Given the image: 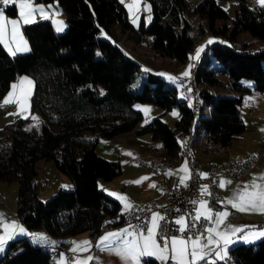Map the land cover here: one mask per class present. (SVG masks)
<instances>
[{"label": "trees", "instance_id": "1", "mask_svg": "<svg viewBox=\"0 0 264 264\" xmlns=\"http://www.w3.org/2000/svg\"><path fill=\"white\" fill-rule=\"evenodd\" d=\"M35 1L56 2L64 15L65 31L56 34L48 20H37L23 26L29 52L9 56L0 44V98L19 74L34 79L31 111L39 115L38 128H25L27 119L23 118L0 127V181L17 180L16 212L29 231L44 229L56 238L86 231L95 237L101 226L122 219L112 220L120 203L100 186V181H109L121 172V163L96 152L99 138L149 132L153 139H160L169 157H177L189 137L188 145L198 140V149L204 139L226 149L245 128L242 94L250 87L241 80H252L253 89L264 93V48L254 51L247 43L236 42L244 32L264 39V6L250 7L246 0H239L227 35V25L215 27L217 21L228 18L221 0H200L191 8L186 0H146L151 21L137 30L118 0ZM7 12L14 14L15 8ZM192 15L205 19L211 33L230 41V45L205 48L194 60L199 112L185 98L179 99L176 88L158 74L148 73L141 88L134 90L132 83L141 70L140 63L100 37L112 25L120 24L122 30L135 32L136 40L146 42L156 54L184 62L197 43L188 33ZM206 31L199 26V35ZM213 85H227L239 94L216 96L208 89ZM135 102H150L163 111L177 107L178 117L172 126L154 116L136 128L142 113L133 107ZM88 131L92 135L84 136ZM40 158L52 159L72 180L73 188H59L42 199L36 166ZM53 257L54 251L24 235L7 242L0 264H53ZM146 262L152 264L149 259ZM214 264H264V238L232 245L227 259Z\"/></svg>", "mask_w": 264, "mask_h": 264}, {"label": "rangeland", "instance_id": "2", "mask_svg": "<svg viewBox=\"0 0 264 264\" xmlns=\"http://www.w3.org/2000/svg\"><path fill=\"white\" fill-rule=\"evenodd\" d=\"M121 2V0H118ZM189 7L195 6L197 3H199L200 0H186ZM239 0H221L219 1L220 6L226 11L228 18L225 20H219L216 22L215 27L219 28L223 25H227L229 27L227 35L230 34V28H231V19L235 15V6L236 3ZM33 3L36 6H42L44 8L45 13L49 18L45 19L42 17L41 14L37 13L32 17L34 21L37 20H48L51 25L52 29L56 34H62L63 32H57L55 29V25L53 24V20H62L65 24L64 15L60 11L59 7L57 6L56 2L43 4L38 3L35 0H33ZM123 6L125 7L127 18L133 28L136 30L139 29L140 25H144L145 27L149 25L151 19L148 18L151 17V7L148 1L146 0H140V3L136 5H132V0H123L121 2ZM246 3L248 6H262L260 3L257 2V0H246ZM129 5H132V11H129ZM15 8V13L11 14L7 12L8 8ZM0 8L3 9L4 16L8 20L16 19L18 20L20 18V9L17 6V4L9 3L8 6H4L2 3H0ZM59 13V15H55V13ZM189 23L191 28L189 29L188 33L194 37L195 40H197L195 49L190 52L188 59L184 62L178 61L177 59L171 58L169 56H160L156 54L152 49H150L146 42L144 41H138L136 40V35L134 34L132 30H122L120 24H114L111 26V29L108 33L102 32L100 34V37L105 38L109 41H111L114 45L118 46L127 56L130 58L136 60L141 65V70L136 76V79L132 83V87L134 90H138L142 86L143 80L146 78L148 73H155L160 75L165 81L167 85L174 86L177 90V97L179 99L185 98V87L184 82L185 79L189 77L183 76L182 74L185 71H188L190 73V69L192 68V71L195 70L194 67V60L193 57L196 56V50L198 48L202 47V50L205 48H209L212 45L220 44L222 45H230V41L227 40L228 37H224L221 35H215L210 32V30L207 28L206 20L201 19L197 15H192L189 17ZM26 24H23L21 22V26L19 28V31L23 34L24 40L27 41L24 32H23V26ZM66 25V24H65ZM202 25L207 31V33L199 35V26ZM7 36L8 39H11V26L7 25ZM209 40H212V43H208ZM247 43V46L251 50H257L260 48H264V39H259L252 37L248 33H241L237 37V43ZM224 43V44H223ZM3 49L6 51V53L9 56H12L9 54V51L5 49V47L1 44ZM27 46L29 47V43L27 41ZM15 45H13V48ZM29 52V51H28ZM27 52L18 53L25 54ZM16 56V55H15ZM191 71V72H192ZM191 75V74H190ZM27 77L29 80L32 81V84H28L26 80L23 78ZM169 77L176 78L175 80L169 79ZM224 76H220V79L224 80ZM242 82L249 83L252 80L250 79H242ZM15 85V87H13ZM200 87V86H199ZM208 89L212 92V94L216 96H232L234 94V90L228 87L227 85H213L209 86ZM34 90V79L26 74L22 73L19 74L16 79H14L11 84L9 90L0 98V127L6 125L7 123L15 122L19 118L27 119L24 126L27 129L31 128H38L39 123L37 125V122L32 119L33 116L37 117L39 120V115L35 112L31 111V96L33 94ZM12 93V96L9 97V93ZM27 95V109L25 110L24 107H20L18 110L17 104L14 103V106L11 109H7L8 104L4 103L5 98L7 97L9 100H23V98ZM189 102V101H187ZM190 106V102L188 103ZM133 107L136 110L141 111L142 118L138 122L136 128H139L143 124H145L148 120L153 118L154 116H159L162 120L167 122L170 126L174 124V121L178 117V109L177 107H174L172 109H169L167 111H163L162 108L156 104L150 103V102H135L133 104ZM147 108L149 111L145 113L142 109ZM204 109V108H203ZM202 110V109H201ZM200 111V107L196 110V112ZM176 113L177 115H173V113ZM198 114V113H197ZM92 135L91 131L85 132L84 136L89 137ZM115 142L111 141L108 138H99L98 142L96 144V152H101L104 154L105 158L108 159H114L119 160V147L123 144H132V143H138V144H144L148 143L149 146L152 145H159L161 143L160 139H153L151 137V134L149 132L135 134L134 132L126 133L123 135H120L118 137H115ZM152 148V147H148ZM144 150V149H142ZM141 150V151H142ZM97 152V153H98ZM99 154V153H98ZM100 155V154H99ZM36 166L39 170L40 176L46 181L47 185L42 187L40 183H38V194L41 196L42 199H47L53 192H55L57 189L62 188L66 190H70L73 188V184H69L70 178L65 173L59 171L52 159H44L40 158L36 161ZM122 167V165H121ZM108 181H100V186L102 188L104 187V184ZM67 186V187H63ZM18 189L19 184L17 180L12 181H0V195H3V198L0 200V214L3 215L4 222L5 223H11V222H20L16 209H17V199H18ZM106 192L107 188H104ZM21 223V222H20ZM21 226L24 227V225L21 223ZM4 234V229L0 227V235ZM18 236H24V235H17ZM14 237V238H15ZM249 244V243H247ZM4 252V251H3ZM1 254V253H0ZM217 263V262H215Z\"/></svg>", "mask_w": 264, "mask_h": 264}, {"label": "crops", "instance_id": "3", "mask_svg": "<svg viewBox=\"0 0 264 264\" xmlns=\"http://www.w3.org/2000/svg\"><path fill=\"white\" fill-rule=\"evenodd\" d=\"M245 33V32H244ZM237 42V41H236ZM220 44V42L218 43ZM224 44V43H223ZM225 79V78H224ZM244 85L250 87L248 92L242 94V107H241V117L244 122L245 128L244 131L239 134L237 137L231 140V143L226 146V149L221 148V151L216 153H205L198 149L197 141L191 144V154L193 157H196L201 163L202 168L199 173H206L208 171V165L212 162L220 163L223 162L229 152L236 153L242 152L244 150H252L255 152H260L264 149V144L260 142L259 137L264 135V93L258 92L253 89V82H242ZM237 91H234L233 95H238ZM185 94V99H186ZM192 105L191 100H187ZM197 109L200 107L199 102L196 100ZM203 111L208 113V108L204 107ZM193 129V125H192ZM194 131V129H193ZM111 141L115 142V138H110ZM159 146V147H158ZM148 147H161V143L159 145L149 146L148 143L138 144H126L123 143L119 147V161L122 165L121 172L106 182L104 184V188H107L105 192L110 195L112 198L116 199L120 203V210L114 216H112V220L118 219L120 216L125 213V203L131 202H142L148 200H155L157 202H162L165 198L164 192V184L171 183V181L176 178L178 182H180V177L184 176L185 173L178 171L185 164V160L182 159L178 162L176 166L171 169H164L158 172L151 171L145 167L140 166L135 158L139 154L142 149H146ZM96 149V147H95ZM162 149V148H161ZM163 150V149H162ZM98 152V150H97ZM100 155L105 156L101 152H98ZM188 168V166H187ZM189 170V169H188ZM71 180V179H70ZM225 181H231V183H226L224 187H220V183L218 184V190L222 194V207L219 209H211L207 206V208L211 209L213 217L210 228H216L219 232L222 233H231L233 228H239L242 231L236 233L232 236V239L235 241L233 244L228 245V249L237 243H245L242 237L245 233L264 230V212H260L258 210H247V211H239L237 208H233L231 203L228 201L233 200L234 196L244 190L245 185L248 186V191L255 192L258 191V188H253V184L257 186H264V155L260 156L252 168L251 172L243 177L238 178H223ZM69 184H73L72 180L69 181ZM150 185H154V187H150ZM103 186V185H102ZM111 193V194H110ZM118 197H124L126 200L122 201L118 199ZM204 200L202 198L197 201ZM245 206V205H241ZM198 208V204L195 205V210ZM201 212H205V209H199ZM227 212V216H225L221 223L218 225L215 223V214ZM158 213V212H153ZM152 214L150 215L151 218ZM180 216H177L175 219H178ZM149 218V220H150ZM121 220V219H120ZM18 225L21 226V223L18 222ZM130 225L122 224L117 222L114 225H111L110 228L101 230L95 237H91L88 232H81L69 237L64 238H56L49 235L48 232L44 229H38L34 231H29L26 229V232L29 235L27 236L30 241L33 242L30 234H42L43 236L48 238V241L55 242L51 243H34L39 246H44L52 251H54L53 264H76L77 261H86V264H122L120 258L114 254H109L106 251H101L96 247V244L100 241V238L109 232H119L122 229H128L129 231H133V228L129 227ZM135 227V226H134ZM137 228V227H136ZM139 230V228H137ZM146 232V231H145ZM24 235V234H20ZM210 235V234H209ZM208 235V236H209ZM17 236V235H16ZM15 237V236H14ZM177 237V236H172ZM171 238V237H170ZM169 238V245H170ZM187 240L188 237L182 236L177 237ZM157 239V237H156ZM259 239H256L250 243H253ZM9 240H7L8 242ZM89 241L88 245H82L80 242ZM4 245V250L6 244ZM157 243L163 247V243H160L157 239ZM206 240L203 244H207ZM77 245H80L81 248H86L87 251H73L72 249L76 248ZM179 247V246H178ZM210 248H215V245H209ZM66 250H69L73 253V257L68 258ZM207 251V249H205ZM1 254L3 252H0ZM0 254V255H1ZM61 254L63 255V262H61ZM169 257L171 253H168ZM93 257L94 259L88 260V257ZM228 256V251H227ZM146 260H151L152 264H163L164 262L157 259L155 256L153 257H145ZM191 259V257H188ZM209 261L219 262L224 260L216 259L214 254H210L207 258ZM141 264H145V262L141 259ZM197 264H206L205 261H198Z\"/></svg>", "mask_w": 264, "mask_h": 264}, {"label": "snow or ice", "instance_id": "4", "mask_svg": "<svg viewBox=\"0 0 264 264\" xmlns=\"http://www.w3.org/2000/svg\"><path fill=\"white\" fill-rule=\"evenodd\" d=\"M123 2V0H121ZM262 6H264V0H257ZM4 6H8L9 3L17 4L20 9V18L18 20L12 19L8 20L4 16L3 9L0 8V44H2L6 50L9 51V54L12 56L17 55L18 53L28 52L30 49L27 46V41L24 40L23 34L19 31L21 22L23 24H30L35 22L32 17L37 13L41 14L43 18H49L44 11L42 6H36L33 3V0H0ZM140 3V0H132V5ZM132 5H129V11H132ZM227 10V9H225ZM59 15V13H55ZM149 20L151 17L148 18ZM56 31L63 32L66 25L62 20H53ZM11 26V39H8L6 26ZM208 43H212V40H209ZM13 45L15 47L13 48ZM202 47L196 50V56L193 59L199 57ZM188 71H185L182 75L188 76ZM27 81L28 84H32V81L27 77L23 78ZM171 80H175L174 77H169ZM15 87V85H13ZM190 91V89H189ZM103 94V93H101ZM9 97L12 96L10 92ZM27 95L23 100H9L7 97L4 100L5 104L15 103L20 107L27 109ZM145 113L149 110L147 108L142 109ZM173 115H177L175 112ZM32 119L39 123L37 117L33 116ZM159 147V146H158ZM178 171L184 172L185 175L180 177V184L187 186L186 181L190 178V173L187 168V162L179 169ZM201 178H206V173L200 174ZM226 183H231V181L220 180V187H224ZM67 187V186H63ZM154 187V185H150ZM253 188H258V191L250 192L248 191V186L245 185L243 191L238 192L233 200L228 201L231 203L233 208H237L239 211L247 210H258L264 212V186H257L253 184ZM201 195H206L208 193L207 185H202L200 188ZM111 194V193H110ZM122 201L126 200L124 197H118ZM194 205L198 204L196 209V215L192 218L193 223L189 225L184 216H180L174 221L179 225L178 230L181 233L188 231L189 227L195 228L196 224L201 220L211 221L213 214L211 209L207 208V201H192ZM245 206H241V205ZM125 209H131L133 205L130 203H125ZM199 209H205V212H201ZM227 212L215 214V223L218 225L222 222L223 218L227 216ZM164 217L159 213H152L150 220L147 222L146 232L142 229H137L136 227L130 225V228H133V231H129L127 228L122 229L119 232H109L100 238V241L96 244V247L101 251H106L109 254H114L120 258L122 264H141V259L144 257H153L155 256L162 262H166L169 258L175 262V264H197L198 261H205L206 264H214L213 261H209L207 258L210 254H214L216 259L224 260L227 257L228 245L233 244L235 241L232 239L236 233L241 232L239 228H233L231 233H222L219 232L216 228H207L206 231L210 234L207 237V244L201 243L202 236L197 235L194 239L192 236H189L187 240L177 237L170 238V245L168 238H162L164 240L163 247L157 243L156 236L158 235V230L160 228L159 221L163 220ZM0 227L4 229V234L0 235V252L4 251V245L7 240L13 239L14 236L24 234L29 235L26 232V229L18 225L16 222L5 223L3 215L0 214ZM34 243H51L55 242L48 241V238L42 234H30ZM244 242L250 243L256 239L264 238V230L252 231L245 233L242 237ZM82 245H88L89 241L80 242ZM209 245H215V248H210ZM179 246V247H178ZM207 249V251H205ZM73 251L81 250L87 251L86 248H81L80 245H77L76 248L72 249ZM171 253L170 257L168 253ZM191 257V259H188ZM94 259L93 257H88V260ZM61 262H63V255L61 254ZM76 264H86V261H77ZM145 264L147 262L145 261Z\"/></svg>", "mask_w": 264, "mask_h": 264}, {"label": "built area", "instance_id": "5", "mask_svg": "<svg viewBox=\"0 0 264 264\" xmlns=\"http://www.w3.org/2000/svg\"><path fill=\"white\" fill-rule=\"evenodd\" d=\"M192 68L193 66L190 69V73ZM190 73L189 77L185 79L184 86L187 98L191 100L193 105L194 100H198V93H194L190 85ZM13 106L14 103H11L8 105L7 109L9 110ZM259 140L264 144V135H261ZM202 143H204V140H201V147ZM182 146L185 153V161L187 162L190 173V178L186 181L187 186L181 185L180 182L174 178L171 183L164 184L165 198L162 202H157L155 200L131 202L130 204L133 205V207L127 209L124 218L120 220V223L122 224L132 225L146 231L150 215L153 212H158L164 217L163 220L159 221L160 228L158 230V235L156 236L160 243L164 242L162 238L169 239L172 236H192L194 239L197 235L203 237L201 243H204L209 235L206 229L210 228V221L201 219L196 224L195 228L189 227L188 231L181 233L178 230L179 225L174 223L176 220L175 218L179 215H183L186 222L191 225L194 222L192 218L196 215L195 205L192 201H197L200 198L206 200L207 206L211 209L221 208L222 194L218 190L220 180L223 178H238L247 175L251 172L258 158L264 155V149L258 153L252 150H244L236 153L229 152V155H227V158L223 162L210 163L208 165L206 178H201L199 171L202 168V163L196 157L189 154L188 146H186V138ZM154 151H162V149L161 147L146 148L140 151L136 156V162L140 166L154 172L171 169L178 164L166 165L158 163L157 161H150V154ZM39 183L42 187L47 185L42 177L39 178ZM202 185H207L209 194L201 195L200 188ZM2 198L3 195H0V200ZM111 225L113 224H105L104 226H101L100 230L108 229ZM67 251L73 257V253L69 250ZM142 261H146L145 257L142 258ZM163 264H175V262L169 258Z\"/></svg>", "mask_w": 264, "mask_h": 264}, {"label": "bare ground", "instance_id": "6", "mask_svg": "<svg viewBox=\"0 0 264 264\" xmlns=\"http://www.w3.org/2000/svg\"><path fill=\"white\" fill-rule=\"evenodd\" d=\"M190 74H191L190 75V85H191V87L193 89V92L195 93V89H194V85H193V75H194V71H192ZM186 96H187V94H186ZM186 100H190V99H188L186 97ZM197 104L198 103L196 102V100H194L193 105L191 107H193L194 109H197V107H198ZM190 139H191V137H189V139L187 140L186 146H189L188 144H189ZM188 150H189V148H188ZM199 150L202 151V152H205V153H216L218 151H221L222 149L216 143H214V142H212V141H210L208 139H204V143H202V147L201 146L199 147ZM190 151L191 150H189V154L191 156H193L190 153ZM182 159L185 160V153L183 151V146H182V149L179 151V154H178L177 157H169V156H167L164 153L163 150L162 151H154V152H152L150 154V161H157L158 163H162V164H166V165H175V164H177ZM124 216H125V213L122 215V219L124 218ZM65 252H68V251L65 250ZM66 255H67L68 258H71L72 257V255L69 252Z\"/></svg>", "mask_w": 264, "mask_h": 264}]
</instances>
